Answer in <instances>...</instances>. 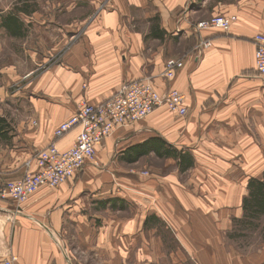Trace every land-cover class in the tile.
<instances>
[{"label":"crops","instance_id":"obj_1","mask_svg":"<svg viewBox=\"0 0 264 264\" xmlns=\"http://www.w3.org/2000/svg\"><path fill=\"white\" fill-rule=\"evenodd\" d=\"M87 1L97 3V15L86 38L47 49L61 52L56 63L36 77L0 73V104L15 96L17 105H7L22 118L11 129L0 122V184L21 177L24 163L54 141L55 128L82 102L102 103L130 81L154 76L167 57L183 61L167 85L183 93L187 113L159 106L117 128L96 147L93 163L54 189L39 187L12 219L14 205L0 200V264H247L226 241L242 214L247 179L264 172L258 29L214 32L197 61L190 25L203 19L195 13L208 9L204 0ZM65 22L52 27L65 32L63 40L73 30ZM76 134L56 146L70 147ZM140 146L147 151L137 155Z\"/></svg>","mask_w":264,"mask_h":264},{"label":"rangeland","instance_id":"obj_2","mask_svg":"<svg viewBox=\"0 0 264 264\" xmlns=\"http://www.w3.org/2000/svg\"><path fill=\"white\" fill-rule=\"evenodd\" d=\"M204 1L208 9L195 13V15L199 14L203 19L196 22L194 21L190 25L192 31L191 35L194 37L192 54L197 61L203 56L204 52L212 46V35L214 32L229 34L233 26L240 25L258 29L254 34L253 43L257 35L264 36V0ZM241 3V10L237 9L233 12L222 13V8L229 5L238 6ZM212 5L218 6L216 11H213L215 15L211 14L213 9ZM96 8L97 3H90L87 0H0V73L15 71L20 75L24 74L26 78L39 76V74L47 70L51 64L56 63V59H59L60 51L57 55H53L54 51H51V54H49L51 46H56V48L62 47L64 44L70 46L72 44L74 45L76 41L83 40V37L86 38V34L88 33L86 27L94 20L95 15H97ZM187 9L188 11L190 10L188 5H186L182 11L184 12V10ZM34 12L40 16L33 17L32 15ZM239 13L241 15H238ZM22 15H24V19ZM219 15L230 19V28L227 31L213 27L205 29L197 27L199 22L208 21L212 16ZM8 18H11L13 21V23H11L12 21L10 22L11 25L7 24ZM181 19L183 20V18ZM49 20H54L56 23H50ZM65 20L68 22L71 20L73 22V30L71 35H68L66 39L63 40L62 38L59 39L62 35L59 33L65 32H59V30L56 32L52 27L61 26L59 23L65 24ZM19 24L21 25L19 26ZM180 31L182 32L183 29L176 26L175 32L177 33ZM208 42L209 45L206 46L205 44ZM47 49H49V53ZM182 67L183 61L181 58L167 57L163 69L160 72L154 76L141 78L139 80L150 81L151 84H153L159 92L164 93L165 96L172 90L181 93L183 96L180 90L167 85V83L174 78L176 72ZM169 72H171L170 76H166ZM254 73L258 75L255 68V58ZM153 79H159L158 82L160 85L155 83ZM25 82L26 81H24L23 84L27 85L28 82ZM160 86H162L163 89H160ZM16 87V82L10 83L5 87V90L10 92L16 89ZM11 97L15 98L13 95ZM12 98H9L10 100L7 104L16 106V100H11ZM7 104L5 103L2 106L0 104V107L3 109V114L1 115L5 116L1 121L3 126L5 125L11 129V125H15V123L22 118L19 116L18 112L11 110ZM183 104L185 105V98H183ZM160 106H164L170 113L176 115L170 108L168 109L165 104ZM25 163L24 171L26 170ZM154 163L159 166L162 164L159 158H156ZM172 167L170 166L169 168ZM263 179L264 172L260 177H249L247 179L245 191L240 200L242 214L240 217L234 218L226 241L231 249H235L241 254L243 262L247 264H264V214L258 217L247 216L243 207L244 198L249 195L250 181ZM2 201L15 205L13 201ZM121 217H126L124 212L121 213Z\"/></svg>","mask_w":264,"mask_h":264},{"label":"built area","instance_id":"obj_3","mask_svg":"<svg viewBox=\"0 0 264 264\" xmlns=\"http://www.w3.org/2000/svg\"><path fill=\"white\" fill-rule=\"evenodd\" d=\"M197 27L227 31L230 19L221 15L212 16L208 21L199 22ZM205 45H209V42ZM254 45L256 73L264 82V36L257 35ZM170 74L171 72L166 76ZM183 98L181 93L173 90L165 96L150 81L138 79L130 81L102 103L82 102L71 116L55 128L54 141L36 151L25 163L23 175L0 184V200L15 203L8 213V219L21 213V204L26 203L39 187L54 189L77 175L88 163H93L96 147L117 128L143 120L155 108L164 104L173 113L185 115L187 107L183 104ZM74 129H77V134L73 144L66 149H59L56 141Z\"/></svg>","mask_w":264,"mask_h":264},{"label":"trees","instance_id":"obj_4","mask_svg":"<svg viewBox=\"0 0 264 264\" xmlns=\"http://www.w3.org/2000/svg\"><path fill=\"white\" fill-rule=\"evenodd\" d=\"M11 18L7 19V24L11 25ZM13 23V21L11 22ZM15 34V33H12ZM2 119H0L1 122ZM153 147L159 150L158 144H153ZM137 148V147H136ZM147 149L145 147H138L137 155L143 154ZM249 195L244 198L243 207L247 216H261L264 214V179L263 180H252L249 183Z\"/></svg>","mask_w":264,"mask_h":264},{"label":"bare ground","instance_id":"obj_5","mask_svg":"<svg viewBox=\"0 0 264 264\" xmlns=\"http://www.w3.org/2000/svg\"><path fill=\"white\" fill-rule=\"evenodd\" d=\"M62 183H64V182H62Z\"/></svg>","mask_w":264,"mask_h":264}]
</instances>
